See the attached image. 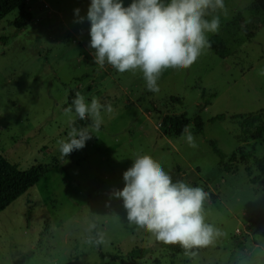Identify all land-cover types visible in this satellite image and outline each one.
I'll list each match as a JSON object with an SVG mask.
<instances>
[{
	"label": "rangeland",
	"instance_id": "1",
	"mask_svg": "<svg viewBox=\"0 0 264 264\" xmlns=\"http://www.w3.org/2000/svg\"><path fill=\"white\" fill-rule=\"evenodd\" d=\"M90 3L28 0L26 27L14 25L19 10L0 20V156L23 170L47 168L0 213V264H264V172L255 162L264 159V13L255 0H225L227 17L220 14L219 31L206 34L211 48L188 69L163 71L153 93L138 70L95 65ZM77 92L112 111L102 108L99 130L87 126L92 138L63 158L58 141L78 118L74 109L65 113ZM221 114L228 116L212 120ZM165 115L185 116L191 126L203 119V133L191 129L195 148L164 125ZM210 141L228 155L253 157L221 165ZM145 154L173 182L207 193L201 214L220 235L194 256L160 246L112 195L132 159ZM100 233L106 244L94 243ZM137 247L151 252L133 261L129 252Z\"/></svg>",
	"mask_w": 264,
	"mask_h": 264
},
{
	"label": "clouds",
	"instance_id": "2",
	"mask_svg": "<svg viewBox=\"0 0 264 264\" xmlns=\"http://www.w3.org/2000/svg\"><path fill=\"white\" fill-rule=\"evenodd\" d=\"M79 17V9L74 10ZM220 14L227 17L225 0H91L86 19L90 22L89 48L95 65H109L119 73L142 72L150 92H159L158 80L167 69L185 70L192 66L211 43L207 33H217ZM211 16V19L206 17ZM79 17L76 22H83ZM264 76V69L259 72ZM112 111L111 104L102 105L99 98L91 103L77 92L72 105L80 120L92 118L91 127L99 130L103 120L101 109ZM191 125H185L182 137L195 148ZM66 140L58 141L63 158L83 149L92 138L88 128L71 127ZM123 172L124 186L115 190L114 198L122 199L130 222L152 234L166 245L179 244L186 256L189 250L213 243L220 230L205 223L201 208L207 193L203 188L184 181L173 182L161 164L150 155H138ZM104 234L94 243L106 244ZM88 243H93L89 239Z\"/></svg>",
	"mask_w": 264,
	"mask_h": 264
},
{
	"label": "trees",
	"instance_id": "3",
	"mask_svg": "<svg viewBox=\"0 0 264 264\" xmlns=\"http://www.w3.org/2000/svg\"><path fill=\"white\" fill-rule=\"evenodd\" d=\"M28 0H0V20L4 19L8 14L15 10H19L21 12L20 17L14 22V25L22 29L26 27L32 20L33 16L30 12L26 11V3ZM259 9L264 13V0H255ZM249 26H246L248 28ZM205 96V91H203V97ZM214 96V95H213ZM73 99L70 97V104ZM209 105V101L206 103ZM228 115L221 114L213 118L212 120H221L225 119ZM234 118H241V114L232 115ZM163 120L164 125L169 127V130L173 131V133L177 136H181L182 130L185 125H190L191 121L185 116H174V115H165L164 117H160ZM249 123V120L245 121ZM93 121L91 119L77 120L74 123V127L77 129L85 128L87 126H91ZM193 132L195 133H203L204 131V121L198 116L194 119V125L191 127ZM259 138V136H258ZM214 152L220 158V164H224L226 160L230 163L237 162L239 157L241 160L248 164L253 155L244 150H237L232 154L228 155L223 152L215 142L210 141ZM77 151V150H75ZM74 151V152H75ZM255 162L258 166V169L264 172V159H255ZM46 167L42 168L41 166H32L29 169L23 170L15 166L11 163L8 158L4 156H0V213L6 210V208L10 207L20 196L28 192L32 187H34L41 179L42 175L46 172ZM226 171H231V169L226 166ZM247 171H251V167L247 166ZM262 214V211H259ZM160 246L168 249L169 251L174 252L175 254L184 253L185 249L182 248L181 245H166L162 242H158ZM199 248H194L189 250L190 252H194ZM151 252V249L148 247H137L129 252V256L131 260L135 261L137 259H142L146 257Z\"/></svg>",
	"mask_w": 264,
	"mask_h": 264
}]
</instances>
